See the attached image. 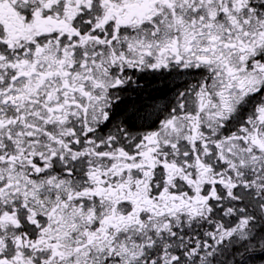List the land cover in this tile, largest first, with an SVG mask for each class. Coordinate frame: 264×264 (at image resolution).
I'll return each instance as SVG.
<instances>
[{"label": "snow or ice", "instance_id": "obj_1", "mask_svg": "<svg viewBox=\"0 0 264 264\" xmlns=\"http://www.w3.org/2000/svg\"><path fill=\"white\" fill-rule=\"evenodd\" d=\"M0 264H264V0H0Z\"/></svg>", "mask_w": 264, "mask_h": 264}]
</instances>
